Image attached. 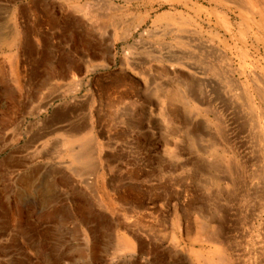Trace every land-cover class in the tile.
Masks as SVG:
<instances>
[{"label":"rangeland","instance_id":"374dc122","mask_svg":"<svg viewBox=\"0 0 264 264\" xmlns=\"http://www.w3.org/2000/svg\"><path fill=\"white\" fill-rule=\"evenodd\" d=\"M263 136L264 0H0V264H264Z\"/></svg>","mask_w":264,"mask_h":264},{"label":"bare ground","instance_id":"6f19581e","mask_svg":"<svg viewBox=\"0 0 264 264\" xmlns=\"http://www.w3.org/2000/svg\"><path fill=\"white\" fill-rule=\"evenodd\" d=\"M84 38V37H83ZM197 44V43H196ZM73 67V66H72ZM226 69V68H225ZM195 71V69H193ZM212 70V69H211ZM197 72V71H195ZM193 81V80H192ZM225 86V85H224ZM235 87V86H234ZM241 87V86H240ZM193 92V91H192ZM219 92V91H218ZM243 97V96H242ZM246 97V96H245ZM258 97V96H257ZM261 97V96H260ZM174 98V97H173ZM244 98V97H243ZM245 100V99H244ZM222 101V100H221ZM220 102V101H219ZM234 102V101H233ZM232 105V104H231ZM236 106V105H235ZM248 106V105H247ZM237 111V110H236ZM259 112V111H258ZM233 114V113H232ZM239 117V116H238ZM237 117V118H238ZM171 119V118H169ZM82 130V129H81ZM80 131V130H79ZM264 137V136H263ZM74 142L73 139H66L63 142V146H66L70 150L69 156L72 157L74 160L73 163H75L76 166H80L88 169H98L100 170L99 163L100 157H101V151L100 147L96 143V136L93 135L92 131H89L83 138L80 139V144H79V149L75 150L72 147V143ZM263 150V149H262ZM76 169V168H75ZM79 173V172H78ZM87 173V171H86ZM77 174V172H76ZM28 183L26 184V186ZM262 195V194H261ZM263 196V195H262ZM219 231V230H218ZM50 234V233H49ZM215 234V233H214ZM212 236V234H211ZM52 237V236H51ZM222 238V237H220ZM211 239V238H210ZM214 240V239H213ZM215 241V240H214ZM216 242V241H215ZM120 249H127V250H132L133 247L126 241L122 240L120 243ZM52 250V249H51ZM51 254V253H50ZM204 264H227V258L224 256L223 253H220L218 251V254L214 256H207V259Z\"/></svg>","mask_w":264,"mask_h":264}]
</instances>
